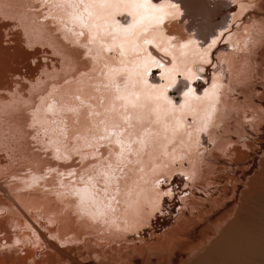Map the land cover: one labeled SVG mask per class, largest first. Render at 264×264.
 Here are the masks:
<instances>
[{"label": "bare ground", "instance_id": "6f19581e", "mask_svg": "<svg viewBox=\"0 0 264 264\" xmlns=\"http://www.w3.org/2000/svg\"><path fill=\"white\" fill-rule=\"evenodd\" d=\"M0 264H264V0H0Z\"/></svg>", "mask_w": 264, "mask_h": 264}, {"label": "rangeland", "instance_id": "374dc122", "mask_svg": "<svg viewBox=\"0 0 264 264\" xmlns=\"http://www.w3.org/2000/svg\"><path fill=\"white\" fill-rule=\"evenodd\" d=\"M45 3H46V1H44ZM166 5V4H165ZM127 15V14H126ZM128 16V15H127ZM129 19H131V20H133L131 17H129ZM185 90V89H184ZM173 92V91H172ZM175 92H173V94L172 93H169V99H173L174 97H175V94H174ZM175 103H178V100L175 102ZM206 135V134H205ZM132 149H134V148H132ZM134 150H137L138 151V149H137V146H136V149H134ZM136 152V151H135ZM138 155V152H137V154H136V156ZM133 160V159H132ZM128 170H130L131 171V169H128ZM72 176V175H71ZM126 179H128L127 177H126ZM234 208H235V205H234ZM234 208H231L228 212H233V210H234ZM228 212H227V214H226V212H224V214H222V217L220 216L219 217V220H220V222H223V224L225 223V221H226V219H227V216H228ZM221 218H222V220H221ZM218 220V221H219ZM204 228H200V230H198L197 232H196V234L193 236V237H191L190 239H188V242L190 241V242H192V243H194V245L193 244H191V245H189V243L188 244H184L182 247H183V249L184 250H182V252L184 251L185 252V256H186V253L188 254V253H190V251H192V250H197L200 246H202V244H204V243H206L207 242V240H208V238H210V236H211V234H214L215 233V226L214 225H212V224H208V225H205V226H203ZM207 228H208V230H207ZM193 241H192V240ZM185 241H186V239H185ZM200 241V242H199ZM198 245V247H196ZM188 246H190V247H188ZM192 249V250H191ZM183 252V253H184Z\"/></svg>", "mask_w": 264, "mask_h": 264}]
</instances>
